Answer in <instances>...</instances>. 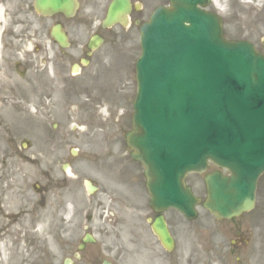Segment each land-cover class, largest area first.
Instances as JSON below:
<instances>
[{
    "label": "water",
    "instance_id": "95a60500",
    "mask_svg": "<svg viewBox=\"0 0 264 264\" xmlns=\"http://www.w3.org/2000/svg\"><path fill=\"white\" fill-rule=\"evenodd\" d=\"M70 4V0H36L35 8L45 13L67 10ZM127 10L124 0H116V6L113 3L110 8L108 19L117 20ZM181 20L189 22V27H181ZM141 31L143 54L137 68L139 92L133 118L134 132L129 136V144L136 151L133 157L146 166L153 202L164 207L175 206L187 216H192L194 199L184 188L182 180L189 170H203L206 158L200 154L198 147L179 148L177 136H198V129L201 131L206 127L212 115L205 112L194 124L198 132L189 133L192 115L190 117L186 111L194 112V101L202 99V103L209 95L216 97L218 107L225 105V96L233 95L234 99L238 98L235 104L243 106L241 110L244 115L252 118V121L262 120L259 111L244 99L255 89H261L258 93L264 91V59L256 57L252 59L255 64H251V59L230 48L235 44L225 43L219 37L218 19L191 8L176 6L172 11L158 10ZM172 35L181 36L177 38ZM169 39L171 43L167 44ZM159 54L161 57L158 59ZM169 60L171 62L168 63ZM175 65V68H170ZM194 68L197 70L196 85L202 83L204 88L201 97L200 93L194 96L195 86L190 81H195L192 74ZM251 76L255 82H252ZM164 91L169 93L163 98L168 106L160 110L159 95ZM178 96L182 99L178 100ZM226 109L229 113L234 111L231 105H227ZM234 114L238 116V112ZM251 120L248 124H253ZM232 127L233 139L229 141L236 140L241 130L238 123ZM215 129L219 131L217 127ZM217 131L214 138H218ZM254 132L260 135L261 140L257 141L256 147L247 156L227 149L229 142L223 139L217 145L225 150L217 149L210 155L217 165L226 166L231 171L228 178L216 174L208 178L209 199L206 207L219 217L237 215L252 206L255 182L264 170V127L260 125ZM204 143L209 147L207 142Z\"/></svg>",
    "mask_w": 264,
    "mask_h": 264
},
{
    "label": "rangeland",
    "instance_id": "374dc122",
    "mask_svg": "<svg viewBox=\"0 0 264 264\" xmlns=\"http://www.w3.org/2000/svg\"><path fill=\"white\" fill-rule=\"evenodd\" d=\"M154 1L146 0V7H150L147 8L148 11L153 7L152 3ZM219 1L222 2V0ZM31 3L32 0H0V78H2L0 86L9 85L12 71L11 85L21 88L30 96L32 93L28 90V87L33 86V68L36 62V58L32 54V44L36 40L42 41L43 29L49 23V20H39V17L32 11ZM81 3L84 13L82 10L81 12L84 15L86 13L89 16L92 7H94L96 14L99 12L100 0H81ZM245 28L249 30L253 42L259 44L261 38L264 37V30L255 29L254 26ZM226 29L232 31L227 26ZM129 30L115 28L108 35L109 38L117 37L121 44V56L116 57V90L119 92L120 97V103L119 105L116 104V110L119 107L124 110V115L120 116L121 136L130 122L131 103L135 93L133 60L138 51V35L135 32L136 30ZM14 61L21 62L23 69L26 70L24 71L25 78L21 79L22 68L14 67V70L11 68ZM118 61L119 66H117ZM31 64L32 66H30ZM50 97H55L54 93L50 94ZM0 108L5 115V120H7L9 117L6 114L10 106L4 102V104L0 103ZM33 119L32 116H17L15 121L8 122L11 123L10 125L4 126L5 132L0 131V264H51V260L58 259L60 255V250L53 247L55 250L53 251L50 245L51 237L49 236L53 232H49L50 229L46 228L47 225L44 229H42L43 226H40L39 231L43 230L41 234L34 230V227L37 226V229L38 225L48 222L51 207L54 209V206L57 205L53 202L51 194L53 189L42 197L41 202L37 201V195L34 191L36 184L40 186L49 185L60 178V166L63 161L62 158L50 160L45 157V159H42L43 156H39L33 161L32 159L29 160L28 157L32 156L37 146L38 150L45 149L43 145H38L36 142L35 133H33L36 125ZM8 128L11 131L10 135L12 142L15 144L14 151L17 152V156L12 151H8L9 139L6 133ZM104 134L101 131V135ZM97 138L98 136L95 137L94 135L86 136V139H89L85 143L87 145L78 147L79 154L71 161L73 175L77 172V178H73L71 181L72 177L68 179V186L64 187V195L61 197V208L59 212L55 210L60 218L59 222H56V236H59V229L63 233L69 231V226H66L68 223L66 224L63 221L66 212L64 204L69 200L76 204L78 185H82V179L88 178L97 183L99 192L94 197L97 202H99L98 199L103 200L102 194L105 193L116 197V187L126 184L123 183L125 180L122 178L126 174L132 176L130 182H142L140 175L142 167L131 161L122 137L117 141L116 136L111 138L101 136V142L97 141ZM71 140H73V143L75 142L73 137H71ZM23 142L25 146L22 145ZM75 144L76 146L82 145L80 141H76ZM114 146L116 149H114ZM88 150L95 152L89 154ZM5 156L9 157L5 158ZM186 181L197 195L204 196L202 176L192 175ZM258 191L260 197L255 211L251 213L254 216L261 217V229L264 232V174L258 180ZM125 194L129 200H131V196L132 199H135L133 192L127 191ZM133 202L135 201L133 200ZM120 205L117 199L116 213ZM198 211V215L193 222H184L175 213H167L168 222L171 225L170 229L178 241L177 246L182 250V257H184V261H181L180 264H195L196 261L193 257L198 256V253L202 257L200 245L197 242L200 238L208 236V232L213 229V222L207 212L202 207H198ZM19 213L20 215H18ZM251 213L241 219V221L247 219L248 227L251 224L249 217L253 216ZM100 214H102L101 210L97 216L98 223L102 221ZM39 220H41V223H39ZM251 227L260 231L259 226L256 224H252ZM102 230L106 231L104 228ZM226 231H231V223H229ZM220 232H218V236H221ZM107 233H110V231H106L101 235L104 236ZM101 235H99V238L102 243H105ZM194 236H198L199 239L193 238ZM111 238L109 236V239ZM66 241L71 242L70 240ZM262 242L263 238H261L258 248L261 249L260 252L264 257ZM156 261L154 260L153 264Z\"/></svg>",
    "mask_w": 264,
    "mask_h": 264
},
{
    "label": "flooded vegetation",
    "instance_id": "af4514ba",
    "mask_svg": "<svg viewBox=\"0 0 264 264\" xmlns=\"http://www.w3.org/2000/svg\"><path fill=\"white\" fill-rule=\"evenodd\" d=\"M130 1L135 4L138 0ZM212 6L214 5L210 0L206 9L212 11ZM227 6H231V3H228ZM93 8H91V11ZM230 9L229 20L240 22L239 18L236 20V16L240 13H245L244 9L240 5ZM78 10L70 18L62 14L48 17L53 20L51 27L56 24L61 25L62 32L67 35L68 47L63 48L53 40L50 37L49 30L44 34L46 40L43 41V44L38 43L35 49L36 62L31 90L33 91L34 101L38 100L39 113L44 117H50L49 102L52 99L50 94L54 93L55 95L56 91L62 94L74 89L88 92L89 102L87 110L91 113L97 111L99 107H104V105H107L111 110L116 108L115 98L113 97L112 101L106 98L102 81L105 76V59L108 56L104 43L106 40L111 42L110 50L108 51L110 53L116 47V39L109 40L105 38L103 32L108 29H103L101 20L96 23H89L82 16L78 17ZM136 14L132 11L131 18H135ZM85 15L87 17L86 13ZM43 18L40 16V19ZM256 25H264L263 9L257 15ZM92 35L102 37L103 43L93 49H89L88 44ZM73 70L75 71L73 72ZM8 90L18 95H22L23 92L17 86L10 87ZM41 109L43 112H41ZM133 208L135 209L131 217L132 224L116 221L115 219V240L113 245L106 249V252L109 250V253H113L114 262H111L113 264H121L122 256L142 255L150 251V243L146 240V232L141 230L144 227V220L151 215V211L147 214L141 204ZM87 228L89 230L92 226L88 225ZM217 234V232H212L210 236L209 264H261V257L256 248L245 246L248 241L244 232H235V236H228L226 232H221V236ZM122 235H125L126 239H123ZM233 239L234 245L231 244ZM79 259L84 264H95L99 261L102 263L103 260L99 248L94 251L87 250L82 258L80 257Z\"/></svg>",
    "mask_w": 264,
    "mask_h": 264
}]
</instances>
